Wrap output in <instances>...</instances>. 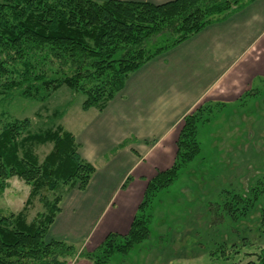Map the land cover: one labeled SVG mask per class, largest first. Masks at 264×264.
<instances>
[{"label":"trees","instance_id":"16d2710c","mask_svg":"<svg viewBox=\"0 0 264 264\" xmlns=\"http://www.w3.org/2000/svg\"><path fill=\"white\" fill-rule=\"evenodd\" d=\"M241 1L175 0L153 5L115 0H0V96L19 91L23 98L46 101L66 88L84 97L83 111L102 112L122 92L132 73ZM157 36L168 38L171 44L147 54L146 44ZM52 61L59 64V72L68 67L71 76H47L45 66ZM200 111L196 109L183 119L175 161L147 182L126 234H108L91 253L93 264H108L111 256L128 254L147 238L149 229L142 215L145 208L154 194L168 188L181 167L200 153ZM29 129L30 122L25 119L0 131V183L17 178L30 187L23 210L0 216V264H66L61 260L70 257L74 247L63 241H45L60 213L61 197L50 201L41 194H54L62 187L84 191L95 168L83 160L75 137L62 127L38 134ZM46 144H52V149L40 163L31 147ZM259 193L264 194V177L255 197ZM36 198L44 212L28 222L25 210ZM262 213L264 224V209ZM258 261L264 264V249Z\"/></svg>","mask_w":264,"mask_h":264},{"label":"crops","instance_id":"0c3cea01","mask_svg":"<svg viewBox=\"0 0 264 264\" xmlns=\"http://www.w3.org/2000/svg\"><path fill=\"white\" fill-rule=\"evenodd\" d=\"M115 1L162 5L175 0ZM261 91L264 0H243L132 73L122 92L97 111L88 133L74 135L80 156L95 172L84 191L68 192L47 237L80 246L125 234L147 182L173 162L184 117L196 107H240L251 96L254 103L249 110L237 109L235 122L258 127L264 117V99L257 101ZM131 175L137 179L129 181Z\"/></svg>","mask_w":264,"mask_h":264},{"label":"rangeland","instance_id":"374dc122","mask_svg":"<svg viewBox=\"0 0 264 264\" xmlns=\"http://www.w3.org/2000/svg\"><path fill=\"white\" fill-rule=\"evenodd\" d=\"M167 39L164 36L152 38L146 44V53L154 54L168 47L171 41ZM45 70L49 77L71 76L68 67L62 70L63 73L59 72L56 61L46 64ZM13 79L17 81L18 78L13 76ZM263 99L261 91L257 96L258 103ZM83 101L82 95L66 88L51 94L46 101L23 98L19 91H13L11 96H0V131L9 123L27 119L31 134L62 127L73 136H79L81 130L82 135H86L90 130L88 124L98 112L94 109L83 111ZM252 103L254 100L248 96L240 107H224V111L219 105L196 107L202 110L197 125L200 153L181 167L177 179L154 194L145 208L142 215L149 229L147 238L128 254H114L108 264H260L258 259L264 249V194L255 197L254 192L264 177V117L258 127H239L235 122L239 117L238 110H249ZM31 149L41 163L51 152L52 144L32 146ZM174 161L175 158L169 168ZM149 162L147 160L145 164ZM135 179V175L129 177V181ZM2 184L0 216L23 210L30 187L17 178ZM71 190L77 189L62 187L54 194L43 191L41 195L50 201L55 196L61 197L62 202ZM247 202L250 207L246 206ZM58 207L61 210L60 205ZM138 207L133 215L137 214ZM43 212L38 198L33 199L25 210L27 221L35 220L36 215ZM48 237L46 235L47 242L51 241ZM99 245L89 242L72 245V255L61 261L93 264L89 257Z\"/></svg>","mask_w":264,"mask_h":264}]
</instances>
